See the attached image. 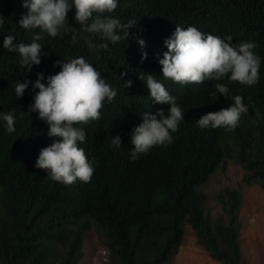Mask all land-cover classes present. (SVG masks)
Masks as SVG:
<instances>
[{
	"label": "trees",
	"instance_id": "1",
	"mask_svg": "<svg viewBox=\"0 0 264 264\" xmlns=\"http://www.w3.org/2000/svg\"><path fill=\"white\" fill-rule=\"evenodd\" d=\"M23 0H0V114L12 112L15 131H6L0 119V264H79L89 229L100 227L111 257L119 264H169L184 241L186 225L197 241L222 264H248L242 249L240 208L242 195L237 188L218 194L227 221L214 218L206 210L207 194L200 188L229 159L243 170L242 181L264 189V0H117L109 15L122 23L137 22L129 38L89 51L84 37L94 44L99 35L80 33L52 38L39 29L26 30L19 20L27 9ZM75 9L68 13L69 24L79 30ZM195 26L200 31L225 38L233 44L255 42L261 57L259 82L251 87L225 79L229 98L216 92L215 81L181 85L162 76L159 59L168 49L165 40L176 26ZM42 34L41 63L20 68L18 53L3 48L6 35L15 43H31ZM123 36V33H120ZM138 39L145 41L141 47ZM147 58L141 62L142 53ZM84 57L101 77L117 89L111 103H105L101 119L85 125L84 148L94 161L89 183L72 185L52 181L45 170L35 167L39 152L54 138L48 125L29 106L38 89L29 84L21 98L15 84L35 82L38 73L60 71L56 61ZM121 73H127L120 79ZM148 73L163 83L184 111V121L173 133L174 142L155 147L136 160L130 159L131 134L142 123L144 112L155 114L169 105L156 104L146 84ZM144 75L145 81L138 76ZM132 81L130 88L123 83ZM240 95L248 107L239 126L201 129L196 121L209 112L232 104ZM26 113H29L26 114ZM119 135L122 145L113 150L111 139Z\"/></svg>",
	"mask_w": 264,
	"mask_h": 264
},
{
	"label": "clouds",
	"instance_id": "2",
	"mask_svg": "<svg viewBox=\"0 0 264 264\" xmlns=\"http://www.w3.org/2000/svg\"><path fill=\"white\" fill-rule=\"evenodd\" d=\"M22 6L27 9L19 20V26L26 30L39 29L52 38L71 35V43L78 42L80 33L99 35L102 43L94 44L92 39L84 37L89 51L109 49V43L116 44L129 38L130 29L136 27L135 20L122 23L111 14L118 6L117 0H23ZM75 9L74 19L80 25L79 30L72 27L68 21V13ZM4 19L0 16V27ZM123 33V36L120 35ZM205 33L195 26L183 28L176 26L172 36L165 40L167 51L159 59L162 66V76L165 80L181 85L203 84L204 81H215L216 92L229 98L230 89L223 81L225 79L242 86H254L259 82L261 57L254 49L255 42L233 44L231 35L221 38ZM42 34H35L31 43H15L14 35H6L3 48L8 52L19 54L20 68L41 63L42 46L38 41ZM137 43L145 46L143 39ZM147 58L142 53L141 62ZM60 71L48 75L38 73L35 82L25 80L15 84V96L21 98L29 84L38 89L29 106V113L37 112L39 119L48 125L47 135L54 138L53 142L43 147L36 160L35 167L47 172L54 182L72 185L77 181L89 183L94 174V161H90L80 145L86 141L84 126L101 119L105 103H111L117 96V89L101 77L99 71L88 63L84 57L69 58L67 62L56 61ZM127 73H121L120 79ZM138 78L145 81V76ZM146 84L150 98L156 104L169 105L168 113L163 109L155 114L144 112L142 123L134 127L131 134L130 159L136 160L142 154H148L155 147H166L174 142L173 133L179 130L184 121V111L177 104L176 97L170 94L165 85L159 82L153 74L148 73ZM124 88H130L132 81L123 83ZM229 107L202 115L196 121L201 129L235 130L241 118L248 113V107L243 103V97L236 95L231 98ZM29 113H26L29 115ZM0 119L6 122V131H15V116L12 112L0 114ZM122 138L112 137L113 150L119 149Z\"/></svg>",
	"mask_w": 264,
	"mask_h": 264
},
{
	"label": "rangeland",
	"instance_id": "3",
	"mask_svg": "<svg viewBox=\"0 0 264 264\" xmlns=\"http://www.w3.org/2000/svg\"><path fill=\"white\" fill-rule=\"evenodd\" d=\"M243 168L229 159L225 168L217 170L200 188L207 194L206 210L214 217L227 221L223 204L218 194L228 188H237L242 195L240 208L241 238L244 257L248 264H264V189L259 184L242 181ZM84 255L79 264H119L114 263L106 238L100 227L93 225L86 233ZM47 264H54L50 261ZM169 264H222L198 243L194 229L187 224L182 245Z\"/></svg>",
	"mask_w": 264,
	"mask_h": 264
}]
</instances>
